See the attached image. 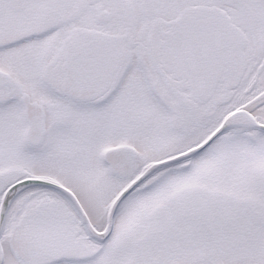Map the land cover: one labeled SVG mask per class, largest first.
I'll use <instances>...</instances> for the list:
<instances>
[{"label": "snow or ice", "instance_id": "1", "mask_svg": "<svg viewBox=\"0 0 264 264\" xmlns=\"http://www.w3.org/2000/svg\"><path fill=\"white\" fill-rule=\"evenodd\" d=\"M0 264H264V0H0Z\"/></svg>", "mask_w": 264, "mask_h": 264}]
</instances>
